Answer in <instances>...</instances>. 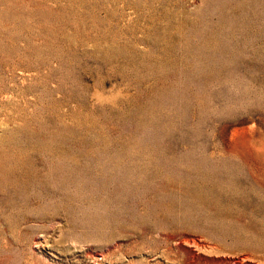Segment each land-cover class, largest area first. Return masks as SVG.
Segmentation results:
<instances>
[{
    "label": "rangeland",
    "instance_id": "374dc122",
    "mask_svg": "<svg viewBox=\"0 0 264 264\" xmlns=\"http://www.w3.org/2000/svg\"><path fill=\"white\" fill-rule=\"evenodd\" d=\"M0 264H264V0H0Z\"/></svg>",
    "mask_w": 264,
    "mask_h": 264
}]
</instances>
